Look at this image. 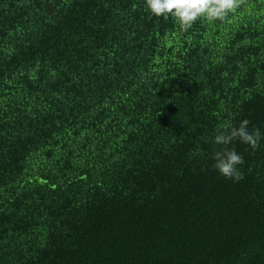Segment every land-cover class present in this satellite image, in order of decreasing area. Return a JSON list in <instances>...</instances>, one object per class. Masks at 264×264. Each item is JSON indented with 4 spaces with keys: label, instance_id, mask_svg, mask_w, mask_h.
I'll use <instances>...</instances> for the list:
<instances>
[{
    "label": "trees",
    "instance_id": "obj_1",
    "mask_svg": "<svg viewBox=\"0 0 264 264\" xmlns=\"http://www.w3.org/2000/svg\"><path fill=\"white\" fill-rule=\"evenodd\" d=\"M242 119L235 182L205 141ZM0 264H264V0H0Z\"/></svg>",
    "mask_w": 264,
    "mask_h": 264
},
{
    "label": "clouds",
    "instance_id": "obj_2",
    "mask_svg": "<svg viewBox=\"0 0 264 264\" xmlns=\"http://www.w3.org/2000/svg\"><path fill=\"white\" fill-rule=\"evenodd\" d=\"M242 0H144L146 10L153 16L173 19L183 31L192 28L197 21L209 24L226 20L240 8ZM248 119H242L238 126L229 124L219 128L210 140L205 142L218 146L213 153V168L224 178L239 182L244 178L240 166L245 163L244 156L229 148L228 145L239 140L258 147L262 133L260 130H249Z\"/></svg>",
    "mask_w": 264,
    "mask_h": 264
}]
</instances>
